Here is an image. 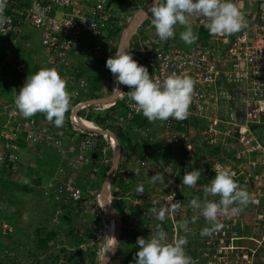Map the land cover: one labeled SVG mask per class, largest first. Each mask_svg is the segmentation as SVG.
<instances>
[{
	"label": "built area",
	"instance_id": "built-area-1",
	"mask_svg": "<svg viewBox=\"0 0 264 264\" xmlns=\"http://www.w3.org/2000/svg\"><path fill=\"white\" fill-rule=\"evenodd\" d=\"M88 1L6 0L4 15L8 22L0 26V49L8 42H15L22 27L38 29L47 65L57 68L66 78L67 91L74 104L70 113L65 115L63 125L56 127L46 117L38 116L39 113L25 118L14 102L2 101L0 175L18 171L24 146L53 148L61 165L43 187L44 194L60 205L53 212L51 223L58 227L65 215L62 206L75 202L87 207L91 205L93 209L95 205L102 225L98 197L104 192L107 180L102 184L105 187H98L96 183L106 168L109 177L114 157L119 154L117 168L109 184L110 196L107 197L110 209L119 219L121 215L112 206L114 201L124 199L128 212L133 216L130 223L134 219L140 220V226L133 225V228L147 237L157 225L163 227L169 240L187 235L185 248L193 264H264V0H236L248 21L247 27L236 34L212 35L208 31L205 40L199 35L194 44L182 47L177 45L180 27L175 37L161 41L151 26L150 13L137 29L145 28V34H133L136 39L127 50L140 64L148 67L150 75L163 80L172 73L187 74L196 81L185 119L151 122L144 129L136 127L135 132H131L134 134V137L131 135L132 145L147 143L148 146L143 153L145 158L130 150L132 160L127 166L128 173L147 172L150 176L158 173L164 176V184L159 181L152 183V178L131 180L129 175L122 182L117 176L120 165H123L127 143H120L121 137L112 127H124L125 122L142 114L131 106L127 96L130 88L120 93L119 99L124 101V105L112 116H107L106 112L116 105L117 100L88 104L83 96V92H87L88 81L81 75L79 61L88 64L102 54L105 43L110 54V46L114 43L110 34L117 30L113 11L126 2L94 0L89 4ZM127 5L135 7L133 0ZM202 20L203 17L193 18L196 31L205 28ZM147 21L149 23L145 25ZM10 51L9 48L8 53ZM15 68L23 74V86L29 76L26 75L27 65L21 61ZM3 75L8 76L9 72L4 71V64H0V76ZM111 87L115 90L117 84ZM83 111L85 113L81 114ZM89 114L101 115L102 121L89 119ZM84 121L87 125L83 124ZM195 121L202 122L205 129L194 126ZM199 131L210 144L218 146L222 142L232 150L230 154H218L211 163L210 170L206 171L209 182L216 174L213 170L216 164L229 166L236 172V178L243 176L242 185L255 201L236 215L220 217L222 227L211 236L200 235L201 230L208 226L207 222L190 206L193 198L204 199L205 186L187 187L182 181L183 175L194 166L192 136ZM66 171L75 174L65 175ZM140 185L144 187L143 193L136 191ZM187 188L191 189V195H188ZM208 199L218 200L219 197L209 196ZM169 200L178 202L179 208L161 222L152 208L155 206L158 211ZM153 201L158 203L154 205ZM131 205L136 209H131ZM193 215L198 216L195 223H191ZM106 218L109 222L115 219L114 216ZM182 219L189 221L190 232L187 234L178 227ZM12 231L13 228L4 223L0 234ZM101 231L105 233L102 228ZM80 234L84 235L82 231ZM65 242L66 236L57 233L50 245L60 247ZM94 242L89 241L88 246ZM100 250L98 254L102 261L110 248L104 246ZM64 263L62 259L56 262Z\"/></svg>",
	"mask_w": 264,
	"mask_h": 264
},
{
	"label": "clouds",
	"instance_id": "clouds-1",
	"mask_svg": "<svg viewBox=\"0 0 264 264\" xmlns=\"http://www.w3.org/2000/svg\"><path fill=\"white\" fill-rule=\"evenodd\" d=\"M5 8L6 0H0V26L8 22L7 17L4 15ZM147 13H150L151 26L155 29V34L161 41H167L175 37L176 30L180 27L183 29L179 34L180 39L188 45L194 44L199 38V33L194 29L192 23L193 18L203 17V26L212 35L239 33L247 27L248 23L245 13L238 6L236 0H152ZM127 49L128 47L126 48L125 46L120 47L106 62V67L113 74L110 89L116 93L117 97L114 101L119 100L120 93L129 87L130 91L127 92V96L131 106L138 113H142L149 122L165 121L169 118L185 119L192 102L196 81L187 74L177 73H172L163 80L158 79L155 75H150L148 67L140 64L133 57L132 52ZM8 76L3 75L0 78ZM114 83L117 84L115 90L111 87ZM14 103L25 118L32 117L37 113H43L50 123H54L56 127H61L65 120V114L69 110L70 105L74 104V100L67 91L66 78L62 77L57 68L45 67L28 76L20 91L16 93ZM200 155L205 156V153L203 152ZM20 162L23 164L22 152ZM200 163L201 161H199ZM213 170L216 173L214 178L210 182L208 180L202 184L205 186L204 199L201 200L200 197H195L190 201L191 208L198 211L208 225L201 230V236H211L214 231L222 227L219 220L220 217L236 215L244 207L255 202L244 185L242 183L239 184L235 179L236 172L229 166L216 164ZM203 171V168H193L191 171H187L182 178L183 185L196 187L197 182L202 178ZM157 181L164 184V176L158 173L152 175L151 182L156 183ZM171 182L170 180L169 183ZM24 183H29L28 179H25ZM136 191L143 193V185L137 187ZM188 195L191 194L188 193ZM209 196H218L219 199H208ZM47 198L52 201L50 197ZM52 203L54 202L52 201ZM157 203L158 201H153L154 205ZM178 208V202L172 203L169 200L167 205L160 207L158 211L154 206L152 212L159 221L163 222L171 212L176 211ZM197 219L198 216L193 215L191 223H195ZM118 220L120 223L117 226V235L119 236L122 220L121 218ZM0 222V230L4 223L9 224L13 228V231L6 235L0 234V238L6 239L15 233V226L7 219L3 221L0 219ZM62 222L63 219L58 228L62 226ZM86 226H78V229H81L78 232V237L85 238V235L88 236V228L95 230L92 222L89 227ZM178 227L185 234L190 232L189 221L186 219H182ZM80 231L84 235H81ZM75 234L77 235V233ZM118 238L120 240V236ZM94 239V245H96L99 241L97 233ZM89 241H93V239L88 240L87 238L85 241L80 242L77 247L80 249L86 246L89 247ZM187 242V235L169 240L167 232L163 227L157 225L156 229H152L151 235L147 238L143 236L137 238L138 251L134 261L130 262L132 264H193L192 258L188 255L185 248ZM80 245L85 246L81 248ZM115 245L110 249L114 250Z\"/></svg>",
	"mask_w": 264,
	"mask_h": 264
},
{
	"label": "trees",
	"instance_id": "trees-1",
	"mask_svg": "<svg viewBox=\"0 0 264 264\" xmlns=\"http://www.w3.org/2000/svg\"><path fill=\"white\" fill-rule=\"evenodd\" d=\"M121 29L122 28L119 27L118 30H121ZM180 31H182V28H179V30L177 32V45L185 47L188 44H185L180 39V35H179ZM198 33H199V35L201 36V38L203 40H205L207 38V36H208V30L206 28H200L198 30ZM110 35H111V38L117 39V36H115V32L111 31ZM116 43H117V41H116ZM115 51H116V49L111 50L110 54H108V52L105 51L104 53L99 55L98 56L99 57L98 58L99 61H97L98 63L101 61V63L98 65L99 68L98 69L96 68V70H94L93 74L90 75V76H88V73L86 74V72H88L87 69L82 67L83 72L81 73V75L86 77V79L89 82V88H87V92L86 93L83 92V96H85L86 100L96 99V98H101L102 97V94H103V80L105 78L103 76L102 69L103 70L105 69L106 71L108 69L106 67V63H104V60L110 58L111 54L113 52H115ZM71 56L73 58L75 57L73 53L71 54ZM21 61H22V59L19 56H17L16 57V63H14L13 65L4 64V71L9 72V76L5 77V78H3V77L0 78V104L2 103V101L14 102V98H15L16 93H18L20 91V89H21L22 85H21V81L19 80L18 76L20 77V75L22 76L23 74L17 72V70L15 68ZM82 64H84V63H82ZM83 66H85V64ZM41 68H44V67L39 66L37 68L36 72L38 70H40ZM26 75H30V74L27 72ZM123 105H124V101H122L121 99L117 100L116 105L113 108H111L109 111H107L106 115L107 116L115 115V113L119 112V109H121ZM72 106H73V104L70 105V108L66 112L65 115H68L70 113V109L72 108ZM38 116L43 117V118L46 117L45 114H43V113H39ZM88 117L91 118V119L94 118L97 121H102L101 120V115H96L95 116L94 114H89ZM150 123L151 122H149L147 120V118H145L142 114H140V115L136 116V118L133 121L125 122L124 127H119L120 129L117 128V127H114V126L112 127L114 132L119 137L123 138L126 141V143H127V145H126V149L127 150H126V153L124 154L125 157L123 158V161H122L123 165L122 164L120 165L118 173H117V176L120 178V180L122 182L125 179V176H127V175H129L128 177L131 180L132 179H137V178H140V177L141 178H145V179L152 178V175L151 176L148 175L147 172H143V173H137V172L136 173H134V172L128 173V170H127V166L130 163V161L132 160V157H130L131 156V151L130 150L134 151L135 154L138 153L137 155H139V157L145 158L143 153L146 150L145 148L148 146L147 143L144 144V145H140V143H136V145H132V142H131L132 141L131 140V135L132 134H131V132L133 133V129H134L133 127H140V128L144 129ZM2 125H3V120L0 117V127H2ZM193 125L197 126L200 130H204L205 129L204 124L202 122H200V121H195V123ZM127 126L130 128V132H124L125 130L124 131L122 130V129H126ZM122 131L124 132V134H123ZM132 137H134V134L132 135ZM204 138H205V135H203V133L200 132V131H199V133H197V135L192 136V143H193V157L192 158L195 161V160H197L199 158L200 154L204 152L206 160H209V163L206 166V169L208 171V170H210L209 164H211L212 162H214L217 159V155L218 154H220V153L230 154L232 152V150L226 148L223 145L222 142L218 146H214L213 144H210L207 140H204ZM143 143H145V141H143ZM130 147H131V149H130ZM183 147H185L184 143H183ZM38 149L40 150V153H42L41 155H43L42 157L40 155L37 158V160L39 159L37 161L38 162L37 171H40V173H39L40 175L38 173H36L35 174V178H33L31 181H29V183H23L21 186H19V190H21V191H19V198H16V197L12 198V197H14V195H13V192L10 191L9 192L10 193L9 197L11 198V200H10L11 203H9V204L14 205V204L18 203L19 205H22V206L25 207V205L28 202L32 201L31 200L32 197H33L32 195L36 194V192L41 193L43 195L44 194L43 188H39L40 187L39 185L42 182L41 177L43 176V174L53 175L55 173V171H56V168L59 165H61L60 164V160H59L60 158H58V156H57V154H56V152H55V150L53 148L42 147V146L37 147L36 146V147L31 148V154H33V155L38 154V152H39ZM185 154H187V152H185ZM231 157H232V155H231ZM44 160H47L49 165L47 163H45ZM52 160L53 161L55 160V162H53ZM30 161H31V158L29 160H27V162H26L27 165L26 166L30 167L29 170H30V173H32V171H31L32 169L31 168L34 167L35 165H34V163L33 164L30 163ZM134 163L135 162L131 163V165H134ZM21 164L22 163L20 162L19 163V170L22 169V168L23 169L25 168L23 166V164L22 165ZM200 168H202V167H200ZM7 173H13V172L9 171ZM19 173H20V171H19ZM41 174H42V176H41ZM235 179L238 181L239 184L242 183V181H243V177L235 178ZM207 181H208V178L206 177V182ZM38 189H40V192L38 191ZM27 199H29V200H27ZM117 202H120V204H122V206L124 207V210H122V212L120 214L121 215V220H122V234L120 235L118 249H117L116 252H117V257L119 256V254L123 257L122 264H126V263H128L130 261H134L136 253L138 251V246H137V243H136L137 242V238L141 237V236L147 238V236L143 232L133 228V224H131L133 220L131 221V223L129 222L131 217H133V216L128 212V210H127L128 208H126L125 200L121 199V200H117ZM114 203H115V201L113 202V206H114ZM73 205H75V202H70L69 204H66V205L62 206V208L65 209V215L63 216V220H66V222H67V219H70L69 218L70 215H71L70 211H71V207ZM59 206L60 205L55 203V202L52 203L51 204L52 211L53 210L55 211V209L59 208ZM130 207H132L131 209H133V210L136 209L133 205H131ZM1 215H4V217L10 223H12L15 226L16 229L18 228V226H17V224H18V220L17 219L18 218L15 216V214L10 213L7 210L0 209V216ZM109 217H111V215H109ZM49 221H50L49 225L45 226V224H44V226L42 228H40V229L46 231L45 238L41 239L43 241L42 242V247H43L44 250H48V248L51 247L50 241L55 238V235L57 233H63V231H64V230L60 231L61 230V226H60V228L54 226L51 223V219ZM109 221H110L109 219L105 220L103 225H104L107 233L112 236L114 234V228L117 227L116 226V220L112 219L111 222H109ZM19 229H20V227H19ZM42 230H39V232L43 233ZM88 233H89V235L87 237H85V238H80L79 237L78 243H80L82 241H85L87 238L88 239H94L95 238L94 232H92V230H89ZM131 239H133V242L135 241L134 244L124 248V246H126V245H124L125 242H128ZM124 249L128 250L127 253L122 252V251H124ZM80 255H81V253H80ZM80 255L77 256L76 253H72L71 256L69 257V263H71V264H82L76 258V257H80ZM0 264H2L1 261H0Z\"/></svg>",
	"mask_w": 264,
	"mask_h": 264
},
{
	"label": "rangeland",
	"instance_id": "rangeland-1",
	"mask_svg": "<svg viewBox=\"0 0 264 264\" xmlns=\"http://www.w3.org/2000/svg\"><path fill=\"white\" fill-rule=\"evenodd\" d=\"M126 2L124 3V5L126 6V4H130V1L131 0H125ZM133 2L135 3V5H138V6H145L146 3H149L148 0H133ZM124 5H122L121 9L124 11V12H127L126 8L124 7ZM128 7V5L126 6ZM124 8V9H123ZM137 8V7H136ZM127 14V13H125ZM130 22L128 21L127 24H129ZM127 25L124 24V28L126 27ZM183 30V29H182ZM22 31L19 32V36L18 38L16 39V41L14 42L15 44H13V48L9 54H13V53H23L22 57L24 58L25 57V60H27L28 58V55L29 53L33 50V48L40 44H37L35 43L32 44L30 43V41L28 40L29 42V45L27 44H23V40L24 39L23 35H21ZM23 33H27L28 35L31 36V38L36 41V42H39L40 40V36H39V33L36 29H34L33 27H30V26H26V29H24V32ZM121 33V32H120ZM114 43H115V39H113ZM19 42V44H18ZM23 46H21V43ZM186 44V43H185ZM17 45V46H16ZM104 49L102 51V53H104L107 49V43L104 44ZM16 48L18 49L17 51H14L16 50ZM109 48V47H108ZM32 56H33V52H32ZM99 57L96 56V58L94 57L93 59H95L94 61V65L97 69V64L99 61L98 59ZM108 59H105L104 60V63L107 62ZM109 74H111L112 72L109 70L108 71ZM110 81L112 83V78H110ZM109 82V80H108ZM89 88V87H88ZM82 91V90H81ZM117 97V96H116ZM72 103V102H71ZM85 112L83 111L82 114H84ZM126 129L130 130V128L127 126ZM121 143L124 144V139L122 138L121 139ZM28 147V146H27ZM31 149V148H30ZM26 150L25 153H29L27 155H25L23 157V166L25 167L24 169H20L16 172H13V173H4L3 175L1 174L0 175V209H5L7 211H9L8 209L10 208L11 209V212L10 213H13L15 214V216L18 218H16L18 220V228L16 229L15 233L10 235V242L13 244V245H10L9 244V241L6 240V239H3V238H0V261L2 264H32L31 262H35L34 260L37 261V263L35 264H56V262H58L59 260H63L65 263L64 264H71L69 263V257L71 256L72 253H76L77 256L80 255V257H76L82 264H98L100 262V258H99V255L98 254V250L99 248L101 249L100 252L102 251L103 247L105 246V248L107 247V243L109 241V235H105L106 233H103L101 231V228L103 229V226L101 225L100 222H98L100 219L99 217H96L97 213L95 212L96 211V207L94 205V212H95V218L92 220V223L94 224V228L96 230V233H97V236H100V241L97 242L96 245H92V246H89V247H81L82 249H80L79 247H76V245L73 243V242H70L69 238L70 236L68 237L67 236V242L63 243L60 247H53L51 246L50 248H48V250L46 251H42L40 250V252H38L37 254L35 252L33 253H30V244L31 242L28 243V240H30L31 238H27L25 237L24 235H22V231L19 230V217L21 218V211H31V219L30 220H27V221H24L21 219V227H25V226H29L30 228L32 229H36L37 226L40 227V225L43 227L44 224L45 226L48 225V221L51 219V216L53 214V211L51 209V204H52V201L50 199L47 198V196H44L41 194V193H38L36 192V194L32 195V201L28 202L25 207L22 206V205H19L18 203L14 204V205H11L9 203L11 198L9 197L10 195V191L13 192V195L14 197L12 198H19V186H21L23 183H24V180L25 179H28V181H31L33 178H35V174L36 173H33V172H38L37 169L35 168L38 167V160L37 159H33V157H31V161L30 163H34V167H32L31 171L32 173H30V167L29 166H26V158H30V151L31 150ZM210 151V150H209ZM42 153H39V156L41 155ZM111 154H110V158H111ZM112 159V158H111ZM36 160V161H35ZM50 160V159H49ZM53 161V160H52ZM199 161H201L200 165H199ZM45 163H48L47 160H44ZM55 162V160L53 161ZM209 163V160H206V157L204 155H200V159L198 158L196 161L193 162L194 166L192 167L193 168H200L202 167L205 170L206 169V166L207 164ZM200 166V167H199ZM209 167H211V164H209ZM20 171V173H19ZM202 173V178L201 180H199L197 182V184H199V186H202L203 183H206V174L207 172L205 171ZM108 169L106 168V170L104 171V173H101L100 174V177H99V181L96 183V186H104L105 185H102L104 183V181L107 180V177H108ZM40 172H38L39 174ZM65 175H74L75 173H72L71 171H66L64 172ZM78 175V173H77ZM48 175H45L43 174V176L41 177L42 181H46L47 180ZM2 180V181H1ZM49 180V179H48ZM47 182V181H46ZM110 184V182H108ZM14 184V185H13ZM101 184V185H100ZM109 184H107L106 186L108 187ZM18 185V186H17ZM41 188V187H40ZM38 191L40 192V189H38ZM188 193H190L191 189L190 188H187L186 190ZM110 196V195H109ZM29 200V199H27ZM101 202H105V206L102 205V208L100 206ZM34 204V205H33ZM91 206V205H90ZM88 206V207H90ZM34 207V210H32V208ZM99 207H100V210H101V214L100 216L102 217V215H105L106 216H109L110 214L107 213V209L108 208L112 215L117 217V215L114 213V211H112L109 207V201H108V198H107V201H105V196L104 195H99ZM92 208L90 207V210ZM113 209L118 213V214H121L122 210H124V207L122 206V204H120V202H117V200L115 201L114 203V206H113ZM34 211V213H33ZM105 212V213H104ZM20 215V216H19ZM118 219V217H117ZM1 223V222H0ZM117 220H116V226H117ZM27 224V225H26ZM136 224V223H135ZM137 225V224H136ZM78 226L79 225H76L75 227H73L72 231L74 233V236L75 233H77V238L78 237V232L79 230L81 229H78ZM100 229V230H99ZM63 230V227H61V230ZM117 230V227L114 228V232ZM19 231V238L16 237V232ZM69 231V230H68ZM68 231H65L64 233H61L63 235H66ZM77 231V232H76ZM101 231V232H100ZM46 231L43 230V233L40 235V238H45V235H43ZM119 234L121 235L122 234V226L121 228L119 229ZM14 235H15V238H14ZM119 235V236H120ZM74 236H72V240L74 239ZM87 236V235H85ZM113 236V235H112ZM111 236L110 238V244L107 248H111L115 242L116 239V235H114L113 237ZM94 238V237H93ZM28 239V240H27ZM26 241V244L24 243ZM77 239H75V242H76ZM88 240H91V239H88ZM7 241V242H5ZM93 241H95V239H93ZM135 242V241H134ZM133 242V239L129 240L128 242H125L124 245V248L125 247H128L132 244H134ZM76 244H78V242H76ZM117 249H118V246L115 250V252L113 253V255L111 256V258L109 259L108 263L107 264H122L123 262V257L119 254V256L117 257ZM127 249H124V251L122 252H125L127 253ZM40 262V263H39ZM55 262V263H54Z\"/></svg>",
	"mask_w": 264,
	"mask_h": 264
},
{
	"label": "crops",
	"instance_id": "crops-1",
	"mask_svg": "<svg viewBox=\"0 0 264 264\" xmlns=\"http://www.w3.org/2000/svg\"><path fill=\"white\" fill-rule=\"evenodd\" d=\"M93 1L94 0H90V1H88V3L89 4H93ZM149 1L150 0H148V2ZM121 7L122 6H118L116 8V10H114V11L112 10L113 13L116 15L115 26H117V30L115 32V36H117V39L114 38L115 39V43H113V45H112L113 47L110 46L111 50H114V49L118 50L122 46H125L126 48L129 47L130 45H132L131 42H133V40L136 39V37L133 35L134 33L139 32L141 35H144L145 32H146V29L145 28H140L139 30H137V29H138V26L141 24V22L143 20H145V18L147 17V15H148L147 11H148V9L150 7V4L149 3H146V5L145 6H142V7L141 6H138V5H135V7H133V8H130V6L129 7H126L124 5V7L126 8L127 12H124L121 9ZM143 9H144L143 13L145 12V14L135 24L134 29H132L129 32L128 31L129 26L135 21L136 18L138 19V15L140 14V12H142ZM125 13H127V14H125ZM128 21L130 22L129 24H127ZM148 23H149V21H147L145 23V25H147ZM124 24L127 25L125 28H124ZM119 27H121L122 29L121 30H118ZM24 29H26V26L22 27V29H21V31H22L21 35L24 36L23 37L24 39H22L23 40V44L25 43V44L29 45V42H28V40H29L30 43H32L34 45H35V43L40 44V45H38L37 47L35 46L33 48V50L29 53L27 60H25V57L24 58L21 57L23 55V53H13V54H9L8 53V49L9 48L14 49L13 48V44H15L14 42H11V43L8 42V43H6V45L2 49H0V64L13 65L14 63H16V57L19 56L22 60L23 59L25 60V62L27 64V72L30 75L31 74H34L39 66L44 67V68L45 67L51 68L50 66L47 65V57L44 54V51H43V48H42V44H41V34H40V31L38 29H36L38 31V33H39V36H40L39 42H36V41H34L31 38L30 35H28L27 33H23L24 32ZM120 32H123L124 35H123V33H121V35H120ZM126 36L128 38H126ZM116 41H117V43H116ZM18 44H19V42H18ZM21 45H22V43H21ZM17 50L18 49L16 48V50H14V51H17ZM32 52H33V56H32ZM114 54H115V52H113L111 54V56H113ZM94 61H95V59H93V61L91 60L90 61L91 63L89 62L88 64H85L84 62L79 61V63H80L79 64L80 65V68H79L80 69V72L81 73L83 72V69H82V67H83V68L87 69L88 72H86V74L88 73V76L92 75L93 72H94V70H96V67L93 66ZM82 63H84L85 66H83L84 64H82ZM100 63H101V61L97 64V67L98 68H99L98 65ZM102 71H103L102 72L103 73V76L105 77L104 80H103V94H102V97H108V96H111L112 94H114V91H112L110 89V83H111L110 78H112L113 74L112 73L111 74L108 73L109 69H107V71L105 69L104 70L102 69ZM21 77H22L21 75H20V77L18 76V78H19L20 81H21ZM108 80H109V82H108ZM133 128H134L133 129V132H135V130L137 128L136 127H133ZM124 132H129V130L127 129ZM124 132H123V134H124ZM121 139L122 138H120V143H121ZM124 143H125V140H124ZM29 149L30 148L24 146V150L22 151V156L23 157L25 155L29 154L28 152L25 153V151L26 150H29ZM38 151H39L38 154H35V155L31 154V151H30V158L33 157V159H37L39 157L40 150L38 149ZM42 156L43 155H41V157ZM30 158H26V160L27 159H30ZM35 168L37 169L36 166H35ZM38 172H40V171H38ZM38 172H33V173H38ZM41 176H42V174H41ZM48 179L49 178H47L46 181H48ZM46 181H42L39 186L41 188H43L44 187V184L46 183ZM91 208L92 209L90 210V208L87 207L86 205H83V204H75V205L72 206V209L70 211V213H71V215L69 217L70 219H67V222H66V220H63V222H62V226L61 227H63L64 232L69 230L68 232H66L67 233L66 236H68V237L70 236V238H69L70 242H73L76 245V247L78 246V244H80V243L76 244V242H78L79 238L76 237L77 236L76 234H75L76 236H74V233H73L72 229L76 225H79V226H86L87 225L86 227H89L91 225L92 220L95 218V212L93 210V207H91ZM8 210H9V212H11V209L10 208ZM23 210L21 211V214H20L21 215V218L19 217V227H20L19 230L22 231V235H24L25 237H27L28 239L31 238L30 240L27 239L28 240V243L31 242V244H30L31 246L29 248L30 249L29 252L30 253L35 252L37 254L38 252H40V250L46 251L42 247V242L43 241L41 239H44V238H40V235L42 234V233L39 232V230H42V229H40V228H42L41 225H40V227L37 226L36 229H32L29 226L21 227L22 226L21 225L22 224L21 223V219L22 218H23L22 220H24V221H27V220H30L31 219V211L29 212V211H23ZM32 210H34V207L32 208ZM33 213H34V211H33ZM0 219H1V221L6 220V218L4 217V215H1L0 216ZM135 223L140 226V220L139 219L138 220L137 219H134L132 221V224L134 226L136 225ZM47 224L49 225L50 224V221ZM89 229L90 228H88L87 232H89ZM90 230H92V232H94V235H96V230H94V229H90ZM42 232H43V230H42ZM15 235H16L17 238H19V231H17ZM15 235H14V238H15ZM43 235L46 236V232ZM72 236H74V239L73 240H72V238H73ZM75 239H77L76 242H75ZM6 240L9 241V244L10 245H13L10 242V236H8V238ZM26 241L24 242L25 244H26ZM5 242H7V241H5ZM80 247H82V245H80ZM34 261L35 262H31V263L32 264L37 263L36 260H34Z\"/></svg>",
	"mask_w": 264,
	"mask_h": 264
},
{
	"label": "water",
	"instance_id": "water-1",
	"mask_svg": "<svg viewBox=\"0 0 264 264\" xmlns=\"http://www.w3.org/2000/svg\"><path fill=\"white\" fill-rule=\"evenodd\" d=\"M144 9L142 10V12H140V14L138 15V19L136 18L135 21L129 26L128 28V31L130 32L132 29H134L135 27V24L142 18V16L145 14V12L143 13ZM128 32V33H129ZM127 37V36H126ZM116 99V93L115 94H112L111 96H108V97H101V98H98V99H92V100H89L88 101V104H98V103H109V102H113L114 100ZM118 160H119V156L116 155L115 156V159H114V166H113V169H112V172L110 173L108 179H107V183L106 185L108 184V182H110L111 178L113 177V175L115 174V171H116V168H117V164H118ZM104 192H106V190H104ZM103 192V193H104ZM119 219V218H118ZM119 220H118V224L117 226H119ZM118 237V236H117ZM118 242H119V238L117 240H115L113 246L115 245L114 247V250L111 249L109 251V254L107 255V257L105 259H103L101 262H99L98 264H107L109 259L111 258V256L113 255V253L115 252L117 246H118Z\"/></svg>",
	"mask_w": 264,
	"mask_h": 264
},
{
	"label": "bare ground",
	"instance_id": "bare-ground-1",
	"mask_svg": "<svg viewBox=\"0 0 264 264\" xmlns=\"http://www.w3.org/2000/svg\"><path fill=\"white\" fill-rule=\"evenodd\" d=\"M114 93H115V92H114ZM83 124H84V125H87V123H85V122H84ZM108 184H109V183H108ZM105 190H106V192L101 193L100 195H101V196L104 195V196H105V201H107L106 198L110 195V193H109V192H110V191H109V186H108V187L106 186ZM98 198H99V197H98ZM102 205L105 206V202H101V204H100L101 208H102ZM106 209H107V213L110 214L111 216H113L112 213H111V211H110L108 208H106ZM100 214H101V211H100ZM105 215H106V214H105ZM105 215H103V223H102V226H103V231H105V233H107V231H106V229H105V227H104V225H103L104 222H105V220H106V219H105V218H106ZM96 216H98V214H97ZM114 217H115V216H114ZM115 220H117V222H118L117 217H115ZM107 234H108V233H107ZM108 235H109V234H108ZM114 235H116V239H118L119 236L117 235V230L114 232L113 236H114ZM113 236H112V237H113ZM117 236H118V237H117ZM110 238H111V235H109V241H108L107 247H108L109 244H110ZM107 249H108V248H107ZM110 250H111V249H110ZM106 257H107V256H104L103 258L105 259Z\"/></svg>",
	"mask_w": 264,
	"mask_h": 264
}]
</instances>
